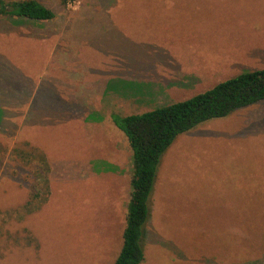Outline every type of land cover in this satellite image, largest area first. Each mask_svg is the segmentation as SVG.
<instances>
[{
    "label": "rangeland",
    "instance_id": "obj_1",
    "mask_svg": "<svg viewBox=\"0 0 264 264\" xmlns=\"http://www.w3.org/2000/svg\"><path fill=\"white\" fill-rule=\"evenodd\" d=\"M37 1L55 21L0 15V264H112L131 154L109 114H139L263 68L264 0H160L151 26L123 32L138 50L131 59L95 45L106 44L102 32L81 43L72 31L63 45L59 30L84 1ZM110 41L120 52L121 39ZM106 75L121 78L99 90ZM263 224L264 99L165 148L139 264H262L252 237Z\"/></svg>",
    "mask_w": 264,
    "mask_h": 264
},
{
    "label": "trees",
    "instance_id": "obj_2",
    "mask_svg": "<svg viewBox=\"0 0 264 264\" xmlns=\"http://www.w3.org/2000/svg\"><path fill=\"white\" fill-rule=\"evenodd\" d=\"M113 2L114 8L118 7L116 4L128 3V6L125 5L123 8L131 13L141 10L142 2L145 3L146 0H114ZM0 15L45 21L53 17V12L37 0H0ZM138 27L136 30H142L141 26ZM133 43L140 45L139 39H135ZM132 51L138 50L134 46ZM114 77L121 78L118 75ZM263 99L264 67L240 72L217 82L201 93L139 114H109L111 123L125 136L131 154L130 193L126 203L121 244L112 264H139L143 259L141 241L144 224L148 218V198L152 190L156 165L160 155L174 137L201 122L223 117L237 108ZM29 156L42 163L45 162L44 157L35 148L29 149ZM43 171L40 176L44 187L41 188L45 193L40 194L45 196L47 193L45 173L48 168L45 167ZM37 196L38 193L35 192L32 198ZM263 225L260 234H254L255 237H252L262 245H264Z\"/></svg>",
    "mask_w": 264,
    "mask_h": 264
},
{
    "label": "crops",
    "instance_id": "obj_3",
    "mask_svg": "<svg viewBox=\"0 0 264 264\" xmlns=\"http://www.w3.org/2000/svg\"><path fill=\"white\" fill-rule=\"evenodd\" d=\"M81 1L84 2L82 4L80 3V8L77 11L70 12L73 14L75 13V15L71 17L70 20L65 21L63 23L62 31L59 30L60 32L59 38H61L62 40L61 42L63 43V45L70 44L68 41H71L70 32L72 31L76 32L73 34L75 35L74 37L75 40H78V42L81 43L86 42L87 40H89L92 43V40H94L93 33L102 32L103 33L102 38H104L105 41H107L106 44L96 43L95 45H100L102 49L113 51L119 54L118 57H121L122 59L123 58L131 59L133 57V52L128 50L129 41L127 40V37L125 34H123V32L136 30L139 28L138 26H141L142 29L151 26L150 22L157 17L156 9L159 8L160 6L159 4L160 0H146L145 3L142 2L141 10L133 11L129 13L128 11H125V8H123L125 7V5L128 6V3L116 4V6L118 7L114 8L113 7L114 0H101L104 2L101 4L99 2L92 5L91 3H87L88 0H81ZM95 1H100V0H95ZM109 1L111 3H109ZM124 1H133V0H124ZM141 1H145V0H141ZM93 6L94 8L95 7L101 8L102 12H96ZM78 11L80 14L81 12H85L86 14L84 16H80L77 14ZM52 19L54 21L56 20L54 13L51 19L45 21H38V22H49ZM129 25H132V28L134 26L137 27L135 29H131ZM59 27H60V23H59ZM64 27H66L67 29ZM117 33H120L121 38ZM110 38L113 39L115 42H116V38L117 40L121 39L123 44L120 48V52L115 45L109 44L111 42ZM132 47L134 48V46ZM125 49L127 50V53L124 52ZM130 49L132 50V48ZM59 64L60 62L57 65ZM109 79H117V78L108 75L102 76L98 83V89L99 90L105 89V86L107 84L106 80Z\"/></svg>",
    "mask_w": 264,
    "mask_h": 264
},
{
    "label": "built area",
    "instance_id": "obj_4",
    "mask_svg": "<svg viewBox=\"0 0 264 264\" xmlns=\"http://www.w3.org/2000/svg\"><path fill=\"white\" fill-rule=\"evenodd\" d=\"M75 1H76V0H65V2H66L67 4H73V3H75Z\"/></svg>",
    "mask_w": 264,
    "mask_h": 264
}]
</instances>
